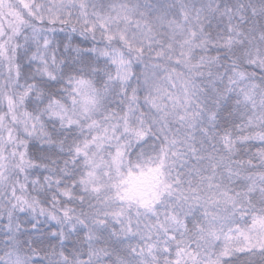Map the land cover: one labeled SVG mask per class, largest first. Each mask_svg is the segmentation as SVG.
Listing matches in <instances>:
<instances>
[{"label":"snow or ice","instance_id":"obj_1","mask_svg":"<svg viewBox=\"0 0 264 264\" xmlns=\"http://www.w3.org/2000/svg\"><path fill=\"white\" fill-rule=\"evenodd\" d=\"M0 264H264V0H0Z\"/></svg>","mask_w":264,"mask_h":264}]
</instances>
